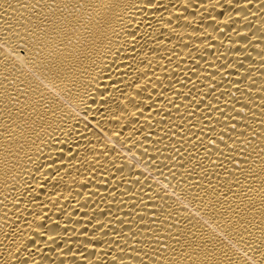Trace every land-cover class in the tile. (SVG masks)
<instances>
[{"label":"bare ground","instance_id":"obj_1","mask_svg":"<svg viewBox=\"0 0 264 264\" xmlns=\"http://www.w3.org/2000/svg\"><path fill=\"white\" fill-rule=\"evenodd\" d=\"M0 264H264V0H0Z\"/></svg>","mask_w":264,"mask_h":264}]
</instances>
